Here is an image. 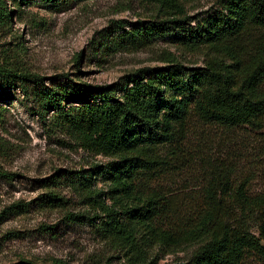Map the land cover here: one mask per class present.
Here are the masks:
<instances>
[{"label": "trees", "instance_id": "trees-1", "mask_svg": "<svg viewBox=\"0 0 264 264\" xmlns=\"http://www.w3.org/2000/svg\"><path fill=\"white\" fill-rule=\"evenodd\" d=\"M156 2L152 20L127 23L128 30L126 22H115L99 43L102 52L138 51L169 36L172 45L201 54L202 66H183L167 53L166 67L145 69L121 87L67 76L46 81L0 55V90L17 88L36 116H50L51 125L79 148L109 159L86 170H56L41 181L50 190L38 206L59 207L64 199L52 189L74 188L100 211L94 217L100 219L97 231L130 250L140 264H155L146 258L161 247L193 248L186 262L174 264L264 259V191L251 193L249 180L235 176L236 165L211 160L201 195L180 206L153 190L159 173L179 156L191 123L223 132L264 130V0H218L219 9L193 26L182 0ZM5 5L0 0V28L11 22ZM261 150L264 154V144ZM0 176L14 174L0 170ZM97 181L105 191L95 189ZM252 221L257 235L249 229Z\"/></svg>", "mask_w": 264, "mask_h": 264}, {"label": "rangeland", "instance_id": "rangeland-1", "mask_svg": "<svg viewBox=\"0 0 264 264\" xmlns=\"http://www.w3.org/2000/svg\"><path fill=\"white\" fill-rule=\"evenodd\" d=\"M3 1L11 12V22L0 28V55L46 81L67 76L92 85L123 87L145 74V69L166 67L162 60L167 53L183 66L203 65L201 54L172 45L169 36L138 51L102 52L99 43L115 22H126L128 30L127 23L154 19L159 7L156 0ZM182 1L192 26L219 9L218 0ZM50 120V116H36L31 102L17 88L0 90V170L14 174L12 179L0 176V264H140L130 250L97 231L100 219L94 217L100 211L74 188L61 185L52 189L64 199L63 205L38 206V198L50 190L41 181L56 170H86L109 161L79 148ZM263 144L264 130L223 132L193 122L179 156L159 173L153 190L177 206L188 203L189 198L197 199L209 162L217 160L236 165L235 176L249 180L251 193L262 192ZM94 187L106 190L100 181ZM249 229L257 235L255 221L249 223ZM192 251L155 248L146 260L153 259L155 264L186 262ZM243 264H264V259L249 255Z\"/></svg>", "mask_w": 264, "mask_h": 264}]
</instances>
